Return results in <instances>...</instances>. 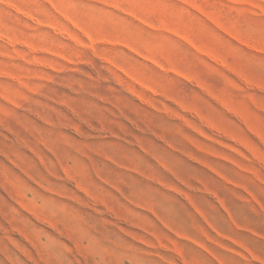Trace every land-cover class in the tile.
I'll return each instance as SVG.
<instances>
[{
	"label": "rangeland",
	"instance_id": "obj_1",
	"mask_svg": "<svg viewBox=\"0 0 264 264\" xmlns=\"http://www.w3.org/2000/svg\"><path fill=\"white\" fill-rule=\"evenodd\" d=\"M0 264H264V0H0Z\"/></svg>",
	"mask_w": 264,
	"mask_h": 264
}]
</instances>
